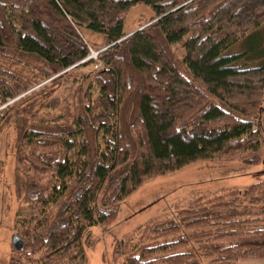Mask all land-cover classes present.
Here are the masks:
<instances>
[{
  "label": "trees",
  "instance_id": "trees-1",
  "mask_svg": "<svg viewBox=\"0 0 264 264\" xmlns=\"http://www.w3.org/2000/svg\"><path fill=\"white\" fill-rule=\"evenodd\" d=\"M137 4L153 16L126 36ZM262 25L264 0H0V56H30L44 78L72 74L79 93L54 128L19 136L27 184L14 224L27 262L86 264L91 227L111 224L123 201L160 176L201 161L264 163V60L248 63L264 57L253 35ZM82 31L103 48L86 86L81 68L94 44ZM244 38L256 47L225 52ZM29 86L0 67V127ZM45 107L57 110L58 98ZM181 203L176 218L156 215L117 238L114 259H264V178L242 190L194 191Z\"/></svg>",
  "mask_w": 264,
  "mask_h": 264
},
{
  "label": "rangeland",
  "instance_id": "rangeland-1",
  "mask_svg": "<svg viewBox=\"0 0 264 264\" xmlns=\"http://www.w3.org/2000/svg\"><path fill=\"white\" fill-rule=\"evenodd\" d=\"M153 12L144 4L131 8L125 17L124 31L130 34L152 18ZM90 44L88 64L81 72L89 73L83 86L94 76L96 70L103 66L98 57L100 38L82 31ZM261 37L260 46L264 45V25L253 34ZM254 38V36H252ZM239 40L225 52L233 53L254 49L256 40ZM255 39V38H254ZM246 42V43H245ZM180 56L184 51L179 45L173 46ZM16 62L14 57L0 56V67L8 68L31 81V86L16 98L14 105L0 127V264H33L27 262L22 251L13 249L12 238L17 231L14 224L15 213L24 198L27 179L23 159L19 148V136L27 128H54V119L64 112L66 106L78 102L77 83L74 76H57L44 78L40 75L41 64L30 56H22ZM250 65L264 60L257 56L248 59ZM77 78H81L76 75ZM52 98H58L59 108L49 111L45 106ZM17 100V101H16ZM5 105L0 106V108ZM58 121V120H57ZM264 178V163L245 165L238 160L201 161L171 174L160 176L145 183L139 190L120 204L115 220L106 226L91 227L85 246L86 264H121V258L114 259L113 244L117 238L146 220L160 215L176 218V205L182 204L194 191L224 192L232 188L240 190L252 182ZM54 213V211H53ZM188 230L187 232H190ZM243 264H264V259H241ZM203 264H206L205 260Z\"/></svg>",
  "mask_w": 264,
  "mask_h": 264
},
{
  "label": "water",
  "instance_id": "water-1",
  "mask_svg": "<svg viewBox=\"0 0 264 264\" xmlns=\"http://www.w3.org/2000/svg\"><path fill=\"white\" fill-rule=\"evenodd\" d=\"M127 35L129 34H126V36ZM12 246L14 250L20 251L24 248V243L18 236L14 235L12 238Z\"/></svg>",
  "mask_w": 264,
  "mask_h": 264
},
{
  "label": "built area",
  "instance_id": "built-area-1",
  "mask_svg": "<svg viewBox=\"0 0 264 264\" xmlns=\"http://www.w3.org/2000/svg\"><path fill=\"white\" fill-rule=\"evenodd\" d=\"M88 58H89V56H88V57H86V59H88ZM86 59H85V60H86Z\"/></svg>",
  "mask_w": 264,
  "mask_h": 264
}]
</instances>
